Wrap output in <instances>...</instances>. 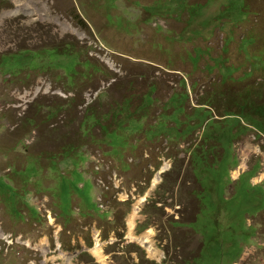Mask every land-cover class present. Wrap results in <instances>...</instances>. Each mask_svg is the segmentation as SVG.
Segmentation results:
<instances>
[{
	"label": "rangeland",
	"instance_id": "rangeland-1",
	"mask_svg": "<svg viewBox=\"0 0 264 264\" xmlns=\"http://www.w3.org/2000/svg\"><path fill=\"white\" fill-rule=\"evenodd\" d=\"M33 2L0 20V264L42 239L69 264H264V0Z\"/></svg>",
	"mask_w": 264,
	"mask_h": 264
},
{
	"label": "bare ground",
	"instance_id": "bare-ground-1",
	"mask_svg": "<svg viewBox=\"0 0 264 264\" xmlns=\"http://www.w3.org/2000/svg\"><path fill=\"white\" fill-rule=\"evenodd\" d=\"M45 1V0H44ZM54 1V0H53ZM12 2L15 4V9L14 11H4L1 13L0 15V20H4L6 18H10L11 16H13L14 14L17 13V11L19 10H22V9H28V10H32V9H35L36 7L33 8V4H35L33 2V0H12ZM54 7L53 3H50L48 5V7H44L43 6V10H45V12H48V9L49 8H52ZM39 8V7H38ZM54 9V8H53ZM51 10V9H50ZM49 10V11H50ZM39 14V13H38ZM18 15V14H17ZM28 15V14H27ZM30 15V14H29ZM60 17V16H59ZM32 18V17H31ZM47 19V18H51V14H48V13H41L39 17H37L38 20H44V19ZM56 18V15L53 16V20ZM57 19V18H56ZM9 20V19H8ZM37 20V21H38ZM60 20V19H59ZM35 21V20H34ZM47 21V20H46ZM55 21V20H54ZM57 21V20H56ZM33 23V22H32ZM40 23V21H39ZM58 23V22H57ZM28 26V25H27ZM52 27V26H50ZM4 47V46H3ZM40 81V80H39ZM40 83V82H39ZM41 86V85H40ZM34 93H38L39 91V88H35L34 89ZM33 93V94H34ZM25 96H28V93H25L23 96H21V99L24 98ZM239 158H240V163H239V166L234 170L232 171V176L233 178H235L241 171H243L246 167V163L250 157V154L253 153V154H256L257 153V149H255L253 152H250V145L248 142H244L242 144L239 145ZM168 168L167 165H163V167L160 169L159 173L157 174H161V172H164L166 169ZM260 177V176H259ZM258 177V178H259ZM158 178L155 177L153 179V186L156 185L158 183ZM145 201V197H140L138 198V200L136 201V203L134 204L131 212L128 214L127 216V219H126V223H127V235H128V239L130 241H136L138 242L141 246H143L145 249H146V252L148 253L149 256L153 257L155 256L156 254V250L154 248V245L152 243V235H153V230L151 229H147L142 235H134L133 233V230H134V226H135V221L136 219L138 218V211H139V206L142 205V203ZM47 219L49 221V223H54V219L53 217L48 213L47 214ZM56 235V234H55ZM36 237V236H35ZM57 238V237H56ZM95 244H94V247L92 248V255L99 261H103L104 260V257L102 255V252H101V246H100V241L99 239L97 238V236L95 235ZM46 242L47 240L46 239H42L40 241V243H38L37 245H35L33 247V250L34 251H37L38 253H40L44 260L42 261V263H47V260H49V262H51L52 264H56L57 262H59L58 264H64L63 262L67 259V262L66 264H69L70 262V258L67 257L66 254H64L62 251L59 252L58 254H51V255H48V247L46 246ZM26 246L29 247L31 246L30 245V241H27L26 242ZM36 254V253H35ZM36 257V256H35ZM57 257H59L60 259H57ZM72 260V259H71ZM40 261V262H41ZM63 261V262H62ZM32 262V261H31ZM37 262V261H36ZM41 263V264H42ZM103 263V262H102ZM32 264H36L34 261L32 262Z\"/></svg>",
	"mask_w": 264,
	"mask_h": 264
},
{
	"label": "flooded vegetation",
	"instance_id": "flooded-vegetation-1",
	"mask_svg": "<svg viewBox=\"0 0 264 264\" xmlns=\"http://www.w3.org/2000/svg\"><path fill=\"white\" fill-rule=\"evenodd\" d=\"M257 190H258V193H256L255 195H253L252 196V201H251V205H255V206H257V204H258V202H259V200L261 199V200H264V191L263 190H261V189H259V188H257ZM262 212H264V208H258L254 213H253V216L254 215H257L258 213H262ZM244 214H246L245 212L243 213V215ZM247 216H249V215H247ZM251 217V216H250Z\"/></svg>",
	"mask_w": 264,
	"mask_h": 264
},
{
	"label": "trees",
	"instance_id": "trees-1",
	"mask_svg": "<svg viewBox=\"0 0 264 264\" xmlns=\"http://www.w3.org/2000/svg\"><path fill=\"white\" fill-rule=\"evenodd\" d=\"M241 215H243V214H241Z\"/></svg>",
	"mask_w": 264,
	"mask_h": 264
}]
</instances>
